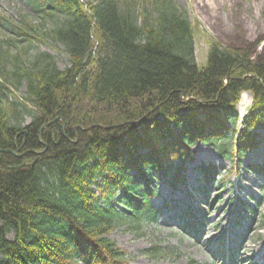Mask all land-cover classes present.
Instances as JSON below:
<instances>
[{
	"label": "trees",
	"instance_id": "trees-1",
	"mask_svg": "<svg viewBox=\"0 0 264 264\" xmlns=\"http://www.w3.org/2000/svg\"><path fill=\"white\" fill-rule=\"evenodd\" d=\"M25 1L39 20L0 16L3 25L62 44L69 64L17 51L10 70L0 67V149L28 151H0V264H128L109 234L124 214L159 210L158 177L184 184L196 142L237 160L257 146L264 58L215 41L200 69L194 26L176 0ZM22 84L21 102L7 99L4 90ZM245 91L253 102L239 122Z\"/></svg>",
	"mask_w": 264,
	"mask_h": 264
},
{
	"label": "rangeland",
	"instance_id": "rangeland-1",
	"mask_svg": "<svg viewBox=\"0 0 264 264\" xmlns=\"http://www.w3.org/2000/svg\"><path fill=\"white\" fill-rule=\"evenodd\" d=\"M176 2L187 10L194 26L200 69L206 66L209 48L215 41L264 58L262 0H220L216 11L204 5L202 0ZM0 16L8 22H18L22 18L33 22L39 20L25 0H0ZM0 40L10 43L3 45L8 54L0 60L2 69H11L10 61L17 51H21L27 62L37 52H49L61 69L69 64L62 44L50 38L16 37L1 20ZM26 89L22 84L12 92L4 90V93L7 99L21 102ZM251 103L252 95L243 93L239 103L241 109ZM30 121V115L26 114L22 124ZM257 133V146L245 153L241 162L232 157H221L211 144L196 142L193 146L195 158L186 170V182L181 191L174 192L165 179L156 181L158 194L153 200L154 205L161 206L167 201V205L176 203L177 206L162 210L154 218L124 214L118 221L109 237L126 250L128 264H224L223 252L232 246L237 249L234 264H264V172L255 168L257 163H264V130ZM209 165L214 167L212 173L216 178L210 188V197L214 199L211 203L205 202L199 191V186L205 184L202 169ZM249 203L257 205L256 212H252V208L246 210ZM189 214L204 217L196 235L183 228V220L179 223V218ZM219 249L221 254L217 252Z\"/></svg>",
	"mask_w": 264,
	"mask_h": 264
},
{
	"label": "water",
	"instance_id": "water-1",
	"mask_svg": "<svg viewBox=\"0 0 264 264\" xmlns=\"http://www.w3.org/2000/svg\"><path fill=\"white\" fill-rule=\"evenodd\" d=\"M59 119H60V117H59V118H56V119H54V120H52V121H49V122L45 123V124L43 125L42 129L40 130L39 138H41V133H42V131H43V130H44L49 124H51V123H53V122H56V121L59 120ZM64 125H65V124H64ZM64 125H63V127H64ZM0 151L7 152V153H13V154H15V155L18 156V157H21V156L27 154V152H28V151H26V152L20 154V153H16L14 150H11V149H0ZM45 151H46V149H43V150H34L33 152L36 153V154H41V153H43V152H45ZM23 165H24V164H23ZM23 165H19L18 167H21V166H23Z\"/></svg>",
	"mask_w": 264,
	"mask_h": 264
},
{
	"label": "bare ground",
	"instance_id": "bare-ground-1",
	"mask_svg": "<svg viewBox=\"0 0 264 264\" xmlns=\"http://www.w3.org/2000/svg\"><path fill=\"white\" fill-rule=\"evenodd\" d=\"M219 1L220 0H202V2H204V5L206 4V6L212 8L214 11H216L215 8H216L217 4L219 3ZM262 2H264V0H262ZM256 5H258V4H256Z\"/></svg>",
	"mask_w": 264,
	"mask_h": 264
}]
</instances>
